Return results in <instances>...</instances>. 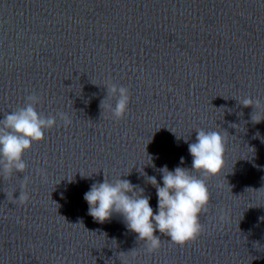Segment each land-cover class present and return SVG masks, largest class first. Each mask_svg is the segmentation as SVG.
Returning <instances> with one entry per match:
<instances>
[{
  "label": "water",
  "instance_id": "water-1",
  "mask_svg": "<svg viewBox=\"0 0 264 264\" xmlns=\"http://www.w3.org/2000/svg\"><path fill=\"white\" fill-rule=\"evenodd\" d=\"M109 83L130 92L119 120L101 108ZM33 92L72 123L57 118L26 171L0 177V264H264V120L238 102L264 103V0H0V119ZM200 128L227 142L194 241L156 232L149 254L120 215L88 214L91 185L120 177L155 213L147 178L191 169Z\"/></svg>",
  "mask_w": 264,
  "mask_h": 264
},
{
  "label": "clouds",
  "instance_id": "clouds-1",
  "mask_svg": "<svg viewBox=\"0 0 264 264\" xmlns=\"http://www.w3.org/2000/svg\"><path fill=\"white\" fill-rule=\"evenodd\" d=\"M105 87L107 97L101 102V108L105 107L117 120L124 118L129 110V89L115 83ZM113 99L114 106L112 103L104 104L105 100ZM40 102L41 97L33 92L25 97L23 107L5 113L0 119V177L8 178L13 173L26 171L25 152L31 149L33 143L44 140L46 131L57 126V118L65 128L71 125L72 120L65 112L47 116L38 112L37 105ZM238 102L244 107L254 108L251 115L254 123L264 120V115H260L264 103L259 99L244 97ZM195 131V142L188 144L192 157L191 169L177 166L169 170L167 165L163 166L159 170L163 186L154 176L147 178L156 189L155 213L149 203L150 197L143 194V189L120 177L111 181L104 179L91 185L84 194L88 214L99 223L110 220L114 214L120 215L126 227L144 242L149 254L161 247V235L178 246L194 241L203 231L199 217L208 210L210 193L206 181L221 172L227 142L226 136L220 131L203 128ZM180 163H184L183 157ZM22 181L19 197L13 199L26 204L29 195L25 189L29 177L23 176ZM156 232L161 235H156Z\"/></svg>",
  "mask_w": 264,
  "mask_h": 264
}]
</instances>
